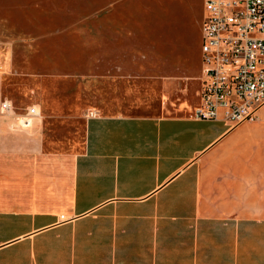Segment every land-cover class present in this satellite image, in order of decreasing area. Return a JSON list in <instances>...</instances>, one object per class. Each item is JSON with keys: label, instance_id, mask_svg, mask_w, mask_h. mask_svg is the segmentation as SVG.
Listing matches in <instances>:
<instances>
[{"label": "crops", "instance_id": "obj_1", "mask_svg": "<svg viewBox=\"0 0 264 264\" xmlns=\"http://www.w3.org/2000/svg\"><path fill=\"white\" fill-rule=\"evenodd\" d=\"M12 103L0 113V264H264V107L238 126L89 114L82 144L54 150L40 107Z\"/></svg>", "mask_w": 264, "mask_h": 264}, {"label": "rangeland", "instance_id": "obj_2", "mask_svg": "<svg viewBox=\"0 0 264 264\" xmlns=\"http://www.w3.org/2000/svg\"><path fill=\"white\" fill-rule=\"evenodd\" d=\"M204 19V0H0V99L40 107L54 150L82 144L90 112L190 113Z\"/></svg>", "mask_w": 264, "mask_h": 264}, {"label": "built area", "instance_id": "obj_3", "mask_svg": "<svg viewBox=\"0 0 264 264\" xmlns=\"http://www.w3.org/2000/svg\"><path fill=\"white\" fill-rule=\"evenodd\" d=\"M204 6L201 99L191 114L230 126L256 120L264 107V0H204ZM13 110L4 99L0 113ZM40 116L33 106L17 119L27 129Z\"/></svg>", "mask_w": 264, "mask_h": 264}]
</instances>
